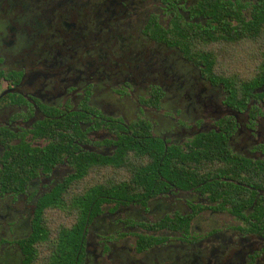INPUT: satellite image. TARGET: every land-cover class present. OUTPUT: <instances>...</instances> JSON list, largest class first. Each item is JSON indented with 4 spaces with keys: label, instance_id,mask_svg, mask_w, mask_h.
<instances>
[{
    "label": "flooded vegetation",
    "instance_id": "obj_1",
    "mask_svg": "<svg viewBox=\"0 0 264 264\" xmlns=\"http://www.w3.org/2000/svg\"><path fill=\"white\" fill-rule=\"evenodd\" d=\"M57 199L77 264H264V0H0V264Z\"/></svg>",
    "mask_w": 264,
    "mask_h": 264
},
{
    "label": "trees",
    "instance_id": "obj_2",
    "mask_svg": "<svg viewBox=\"0 0 264 264\" xmlns=\"http://www.w3.org/2000/svg\"><path fill=\"white\" fill-rule=\"evenodd\" d=\"M125 163L126 161H120L116 164L121 168ZM121 189L122 187L119 185H113L112 187L98 185L95 187L93 194L88 193V189L85 193L90 196L101 197L108 193L114 194V191ZM82 193L85 194L84 192ZM96 205L98 206L97 212H99L102 204L93 201L85 202L82 200L79 203H69L57 199L56 201L50 200L44 205L50 211L57 213L71 212V215H65L62 218L50 216L47 220L48 230H36L34 242L45 250L44 254L38 255V264H77V252L83 237V229L88 220L93 217L94 214H90L94 212L93 208ZM74 212H79L80 217L78 219L74 216ZM77 221L80 223L79 233L75 232L77 228L75 222Z\"/></svg>",
    "mask_w": 264,
    "mask_h": 264
}]
</instances>
